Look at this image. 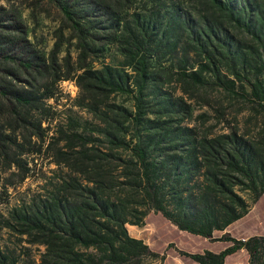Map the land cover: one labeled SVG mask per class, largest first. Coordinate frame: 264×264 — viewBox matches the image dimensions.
I'll use <instances>...</instances> for the list:
<instances>
[{
    "label": "trees",
    "instance_id": "trees-1",
    "mask_svg": "<svg viewBox=\"0 0 264 264\" xmlns=\"http://www.w3.org/2000/svg\"><path fill=\"white\" fill-rule=\"evenodd\" d=\"M52 1L63 38L76 41L75 61L70 52L60 59L64 40L50 55L35 48L0 7V187L25 182L40 159L56 165L4 227L44 246L39 264H149L160 253L127 227L145 207L179 230L231 243L186 254L197 264H225L240 250L264 264V233L225 231L249 212L238 187L264 194V133L192 123L205 87L264 114V0ZM111 45L123 60L96 66ZM63 80L76 83V105L92 119L57 116L50 100ZM0 264L20 262L0 247Z\"/></svg>",
    "mask_w": 264,
    "mask_h": 264
},
{
    "label": "rangeland",
    "instance_id": "rangeland-1",
    "mask_svg": "<svg viewBox=\"0 0 264 264\" xmlns=\"http://www.w3.org/2000/svg\"><path fill=\"white\" fill-rule=\"evenodd\" d=\"M166 7L173 0H162ZM188 5V0H174ZM0 7H5L10 13L15 14L23 23L27 38L33 46L46 55L55 50L58 42L65 39L61 33L63 15L60 8L52 0H0ZM65 37L70 35L69 30H64ZM72 59H77L78 50L75 40H66L58 52L62 60L68 53ZM123 56L116 45L107 48L105 56L96 66L102 63L119 64ZM19 73L22 82L29 79V74L20 67L14 66ZM5 78V73L0 68V82ZM179 94H183L181 85L176 81L171 84ZM57 99H51L50 103L60 119L68 115L81 119H92V116L76 105L79 96V88L72 80H63L55 89ZM195 109L197 125L201 132L222 133L230 131L231 127H237L240 133H244L250 139L258 137L259 132L264 133V114L254 110L252 106L226 92L216 90L213 87L202 88L197 92V97L192 101ZM206 114L205 117L200 115ZM56 168L51 158L39 160V164L25 182L8 188V192L0 187V247L15 252L20 264H39L40 255L44 250L41 244L31 242V237L20 236L7 227H4V219L9 211L25 199L36 195L44 183L45 174L50 175ZM238 193L246 199L249 212L239 221L231 225L227 230L235 238H245L252 234L264 233V194L256 198L250 190L237 188ZM131 222L127 224L131 236L143 239L154 250L160 253L157 258L147 260L149 264H197L189 253L204 252L210 249L221 251L230 242H222L219 239L210 241L187 231L179 230L172 222L165 219L160 213L143 207L136 216H131ZM225 231H217L215 236H220ZM184 253V254H183ZM225 264H250L249 254L246 250H240L227 258Z\"/></svg>",
    "mask_w": 264,
    "mask_h": 264
}]
</instances>
